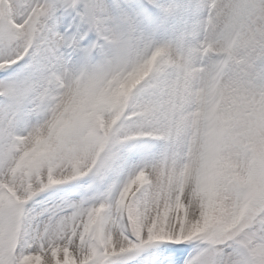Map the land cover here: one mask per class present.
Masks as SVG:
<instances>
[{
    "label": "snow or ice",
    "instance_id": "6c2138e0",
    "mask_svg": "<svg viewBox=\"0 0 264 264\" xmlns=\"http://www.w3.org/2000/svg\"><path fill=\"white\" fill-rule=\"evenodd\" d=\"M0 264H264V0H0Z\"/></svg>",
    "mask_w": 264,
    "mask_h": 264
}]
</instances>
